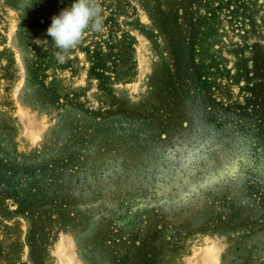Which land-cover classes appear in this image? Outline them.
Listing matches in <instances>:
<instances>
[{
	"label": "rangeland",
	"instance_id": "1",
	"mask_svg": "<svg viewBox=\"0 0 264 264\" xmlns=\"http://www.w3.org/2000/svg\"><path fill=\"white\" fill-rule=\"evenodd\" d=\"M72 2L0 0V264H264V0Z\"/></svg>",
	"mask_w": 264,
	"mask_h": 264
},
{
	"label": "clouds",
	"instance_id": "2",
	"mask_svg": "<svg viewBox=\"0 0 264 264\" xmlns=\"http://www.w3.org/2000/svg\"><path fill=\"white\" fill-rule=\"evenodd\" d=\"M104 20L99 0H73L54 15L47 34L58 49L56 59L65 62L66 55L82 42L87 32H104Z\"/></svg>",
	"mask_w": 264,
	"mask_h": 264
},
{
	"label": "snow or ice",
	"instance_id": "3",
	"mask_svg": "<svg viewBox=\"0 0 264 264\" xmlns=\"http://www.w3.org/2000/svg\"><path fill=\"white\" fill-rule=\"evenodd\" d=\"M164 146H157V151H163ZM243 159L240 156H233L231 158V167H228L229 160L226 159V150H220V164L216 165L215 162H210L211 166L215 169L219 170L218 175H213L209 181H207V185H211L213 183H222V184H237L238 186H242L243 183L246 182L245 174L239 168V160ZM207 185H202L201 187H205ZM192 192H196V188L191 189Z\"/></svg>",
	"mask_w": 264,
	"mask_h": 264
}]
</instances>
